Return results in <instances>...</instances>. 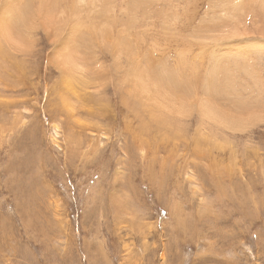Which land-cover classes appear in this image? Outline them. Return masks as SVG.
I'll use <instances>...</instances> for the list:
<instances>
[{"label": "rangeland", "instance_id": "1", "mask_svg": "<svg viewBox=\"0 0 264 264\" xmlns=\"http://www.w3.org/2000/svg\"><path fill=\"white\" fill-rule=\"evenodd\" d=\"M16 1L20 33L0 0V264H264V0Z\"/></svg>", "mask_w": 264, "mask_h": 264}, {"label": "bare ground", "instance_id": "2", "mask_svg": "<svg viewBox=\"0 0 264 264\" xmlns=\"http://www.w3.org/2000/svg\"><path fill=\"white\" fill-rule=\"evenodd\" d=\"M4 4H5V6L4 7H2L3 8V10H1V12H2V19L4 20V22H5V20L6 19H4L5 17L9 20V22L14 26V29H13V27H11L12 28V30H14V32H15V30H17L16 32L17 33H20V32H22V29L26 26V23L24 22V20H26V17L24 16L25 15V10L23 9V7H21V5L19 4V2L18 1H16V0H5V2H4ZM39 11V10H38ZM83 11V10H82ZM45 12V11H44ZM73 12V11H72ZM1 14V13H0ZM76 14V13H75ZM79 14V13H78ZM29 15V14H28ZM72 15V14H71ZM80 15V14H79ZM5 16V17H4ZM75 16V15H74ZM45 18H47V17H45ZM74 18V17H73ZM0 20H1V18H0ZM72 20H74V19H72ZM72 20H71V22H72ZM2 21V20H1ZM49 21H51V19L49 20ZM80 21V20H79ZM8 22V21H7ZM1 23H3V22H1ZM7 24H9V23H7ZM3 25H4V30H8V31H11L10 29H9V27H7V25L5 24V23H3ZM81 25H82V27H83V24H79V28L81 27ZM51 27V26H50ZM62 26H60V28H61ZM77 27V26H76ZM1 28H3V27H1ZM81 29V28H80ZM3 31V30H2ZM4 32V31H3ZM13 32V31H12ZM13 32V33H14ZM76 32V31H75ZM101 32V31H100ZM5 33V32H4ZM9 33V32H8ZM23 34V33H22ZM24 34H28V32H26V33H24ZM70 34V33H69ZM75 34H77V32L75 33ZM14 37H15V35L14 34H12ZM25 36V35H24ZM29 36H30V34H29ZM33 36V35H32ZM73 36V35H72ZM83 37V36H82ZM11 38H12V36H11ZM16 39V38H15ZM18 39V38H17ZM21 39V38H20ZM35 39V38H34ZM33 39V40H34ZM22 40V39H21ZM31 40V39H30ZM24 43H25V41H23V43H21V44H23V46H25L24 45ZM26 44V43H25ZM31 44V43H30ZM123 46H126V43L123 45ZM233 46V45H232ZM6 48V47H5ZM9 48V47H8ZM234 48V47H233ZM12 49V48H11ZM247 49H249V48H247ZM4 50V49H3ZM13 50V49H12ZM214 51H216V50H214ZM251 52V51H250ZM71 53V52H70ZM224 54H226L225 53V51L224 52H222V53H218L217 54V56H216V60H213V62L215 61L216 62V65H215V63H214V66H218L219 64H220V62H221V60H222V58H223V56H225ZM71 56H72V54H71ZM214 58V57H213ZM212 58V59H213ZM70 62H72V61H68L67 63L70 65L71 63ZM131 62V61H130ZM212 62V63H213ZM67 64V65H68ZM133 64V65H132ZM132 64H131V67H132V69L134 70V73H135V77H136V80H134V82L137 84V86L138 87H140V88H142V87H147V91L148 92H150V94H152V93H157L158 91H159V89L158 88H153V86H149L151 83H150V78L148 77L147 79L144 77V75H146V74H148L149 73V71L147 70V69H142L140 66V68L136 65H134V62H132ZM78 65L80 66V63H78ZM79 66H76V62H75V60H73V63L70 65V68H72V67H74V70L78 73V71H77V69H78V67ZM82 66V65H81ZM81 68H83V67H81ZM150 68V67H149ZM81 70V69H80ZM216 70H217V68H216ZM84 71V70H83ZM218 71V70H217ZM216 71V72H217ZM85 72V71H84ZM69 73H71V72H69ZM218 73V72H217ZM68 74V73H67ZM73 74V73H72ZM77 76V78H80L81 77V74L79 75V74H76ZM78 76H80V77H78ZM84 76V75H83ZM82 76V77H83ZM154 76L155 77H153V78H161L162 80H164L165 81V79L163 78V77H158V75L157 74H154ZM81 77V78H82ZM84 79H86L85 77H83ZM82 78V79H83ZM135 79V78H134ZM150 79V80H149ZM74 82L75 81V77L74 78H71L70 79V77H69V74H68V77H67V83L68 82ZM171 81H174V79H172ZM84 82H86V81H84ZM72 83H70L69 84V86L72 84ZM160 83V82H159ZM67 85V84H66ZM158 90V91H157ZM68 91V90H67ZM65 92V91H64ZM160 92H161V90H160ZM78 93V92H77ZM79 94V93H78ZM216 94H217V92H216ZM77 96V95H76ZM197 96V95H196ZM201 97V96H200ZM163 98V97H162ZM160 100V99H159ZM162 100V99H161ZM187 99H185L184 101H186ZM204 100V98H201L200 99V102L201 103H197V106H198V110L201 112V111H203V109H207V108H210V109H208V113L210 114V116H211V118H210V120H218L219 121V124L220 123H223V125L224 126H226V127H231L232 125L233 126H239V127H243V122L242 121H240V120H238V119H236L235 118V116H230V114L228 115L227 113H224L223 112V110L221 111V109H219L218 108V105H216V103H214V101H212V105L211 106H204L205 105V101L204 102H202ZM160 102V101H159ZM163 103V102H162ZM164 104V103H163ZM159 105V104H158ZM164 105H167V104H164ZM179 106L182 108V113H184V115L185 114H189L190 112H191V110H186L185 109V107H184V104L183 103H181V104H179ZM196 106V107H197ZM157 108H159V107H157ZM153 112V111H152ZM159 112H161L160 111V108H159ZM159 115V114H158ZM203 116L205 117V118H207V114H205V113H203ZM161 117V116H160ZM246 127H247V124L245 125ZM230 130H232L231 128H229Z\"/></svg>", "mask_w": 264, "mask_h": 264}]
</instances>
